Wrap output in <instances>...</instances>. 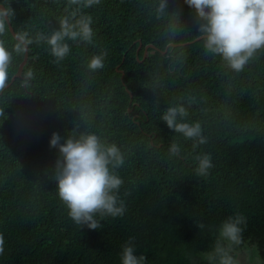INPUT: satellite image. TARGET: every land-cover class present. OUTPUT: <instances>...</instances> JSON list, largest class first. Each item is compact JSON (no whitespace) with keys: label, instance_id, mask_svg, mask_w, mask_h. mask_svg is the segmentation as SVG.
Returning <instances> with one entry per match:
<instances>
[{"label":"trees","instance_id":"obj_1","mask_svg":"<svg viewBox=\"0 0 264 264\" xmlns=\"http://www.w3.org/2000/svg\"><path fill=\"white\" fill-rule=\"evenodd\" d=\"M85 2L0 0L13 9L16 35L33 41L21 76L10 82L24 45L7 22L0 30L9 54L0 81V264H120L129 242L145 264H207L191 254L208 252L216 227L236 213L246 217L243 243L264 259V51L236 73L206 54L202 39L191 42L201 35L200 21L184 0H168L185 29L174 38L152 13L155 0ZM73 13L92 17L93 42L67 41L69 54L56 62L35 38ZM169 43L182 44L156 49ZM147 44L156 48L140 61ZM100 52L104 67L89 72L87 59ZM189 97L195 101L187 120L199 121L207 140L195 148L160 120L167 105ZM82 119L87 131L125 152L117 172L126 211L104 217L97 230L67 215L53 179L58 153L48 143L53 132L82 129ZM172 142L181 156L169 158ZM202 153L213 167L197 177L194 157Z\"/></svg>","mask_w":264,"mask_h":264},{"label":"clouds","instance_id":"obj_2","mask_svg":"<svg viewBox=\"0 0 264 264\" xmlns=\"http://www.w3.org/2000/svg\"><path fill=\"white\" fill-rule=\"evenodd\" d=\"M75 2V0H74ZM100 0H86L84 6L91 7ZM194 10L200 21L201 34L206 54L218 56L223 66L239 73L249 61L264 51V0H184ZM168 0H155L152 13L157 20H165L164 34L174 38L185 31L176 12L167 10ZM13 16V9L0 5V30ZM90 15H66L58 21V29L36 36L35 42H44L56 62L70 52L67 41L92 43L95 35ZM33 41L28 39L26 44ZM106 52L94 54L87 59L86 69L95 72L104 67ZM9 54L0 46V81L6 74ZM31 76V73H29ZM153 89H157L153 87ZM195 97L178 98L161 111L160 120L174 133L194 141L193 147L207 142L199 121L188 122V107ZM75 127L66 136L51 133L49 147L57 150L53 179L58 198L67 209L69 218L79 226L97 230L103 227L104 217H121L126 211L119 190L123 179L117 172L125 162V152L114 142L96 132ZM169 158L181 156V147L172 142L168 148ZM195 175L205 177L213 167L209 153L197 154ZM97 216L100 219H97ZM246 217L241 213L230 215L220 222L215 231L211 249L205 254L207 264H240L237 249L243 244ZM199 227H204L203 224ZM132 238H130L131 240ZM3 238L0 237V252ZM120 264H145L146 257L135 252L134 245L124 244L119 256Z\"/></svg>","mask_w":264,"mask_h":264},{"label":"rangeland","instance_id":"obj_3","mask_svg":"<svg viewBox=\"0 0 264 264\" xmlns=\"http://www.w3.org/2000/svg\"><path fill=\"white\" fill-rule=\"evenodd\" d=\"M218 227V226H217ZM216 227V228H217ZM207 252H194L191 254L192 261H203L206 262L205 254ZM237 255L240 260V264H264V259L260 257L258 251L254 245H249L248 243H243L237 249ZM195 257V259H194Z\"/></svg>","mask_w":264,"mask_h":264},{"label":"water","instance_id":"obj_4","mask_svg":"<svg viewBox=\"0 0 264 264\" xmlns=\"http://www.w3.org/2000/svg\"><path fill=\"white\" fill-rule=\"evenodd\" d=\"M0 5H2V4H0ZM6 22H7L8 28H9L11 34L13 35V37L16 38L18 41H20L24 45V56H23L22 61L19 63V66H18V69H17L16 73L11 77V81L10 82H12L15 79V77L21 76V72H22L23 66L25 65V63L27 61V58H28V46L25 43L24 39H22L21 37H19V36L16 35V33L14 32V29L12 27V24L10 23V21H7V18H6ZM199 39H201V35L198 36L197 38L193 39L191 42L196 41V40H199ZM186 43H188V42H186ZM178 44H182V43H169L163 50H160V49L156 48L153 44H147L144 47L143 57H142V59L140 61H142L146 57L147 50H148L149 47L156 48L161 53H165V52L168 51V49H169L170 46H175V45H178ZM141 46H142V42L139 41L138 49ZM121 78H123V73L121 75ZM10 82L7 85H9ZM126 90L128 91L130 97H132V93L130 92V90L127 87H126ZM130 111L131 110H129V112Z\"/></svg>","mask_w":264,"mask_h":264},{"label":"snow or ice","instance_id":"obj_5","mask_svg":"<svg viewBox=\"0 0 264 264\" xmlns=\"http://www.w3.org/2000/svg\"><path fill=\"white\" fill-rule=\"evenodd\" d=\"M3 81V80H2Z\"/></svg>","mask_w":264,"mask_h":264}]
</instances>
